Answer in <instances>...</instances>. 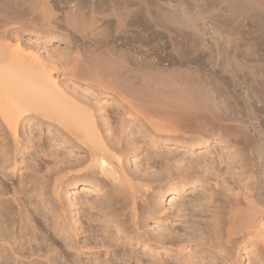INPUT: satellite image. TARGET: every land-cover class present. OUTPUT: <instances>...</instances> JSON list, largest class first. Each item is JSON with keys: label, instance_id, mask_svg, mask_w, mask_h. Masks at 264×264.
<instances>
[{"label": "bare ground", "instance_id": "obj_1", "mask_svg": "<svg viewBox=\"0 0 264 264\" xmlns=\"http://www.w3.org/2000/svg\"><path fill=\"white\" fill-rule=\"evenodd\" d=\"M135 1L138 2L135 4L133 3V5L131 4L132 2L129 3L128 0H51L53 4L48 0H0V129H9L11 132L9 133L13 138L10 134L9 136L14 139L16 150L20 149V147L24 145L22 138H20V123L35 116L42 123H46L47 121L48 124L51 123L61 127V130L67 133V136H70L76 142H74L76 147L84 150V154L68 149V151H61L60 146H62V144L53 137L54 135L49 133L50 135L47 136L49 137L47 140L50 142V145L53 143L55 147H59H57L58 149L55 148L56 151H49L51 155H54L52 161H54L53 163L56 167L53 169L55 172L52 171L56 174V185L62 184L60 183V178L68 176L75 184L83 182L82 185L88 183L93 186H82L84 188L81 190H93L92 192H97L99 198H96L94 201L89 199L78 201V204L85 210V213H80V215L87 218V226H83L80 230H83L86 234L87 232L91 235L94 233V238L96 232H99V234H97L100 235V238L98 237V239L96 238V240H93L94 238L92 235L93 241L89 242L88 245L92 249L96 248V245L99 248H106V258L103 264H131L132 260L136 264H143L142 256H140L141 252L138 251V245H143L142 247L147 250H150L152 247L150 243L151 240L144 235L147 233L145 226L149 219H159L163 213L165 214L164 207L162 208L161 205V198L165 192L168 190L171 195L169 199L170 205L176 206L179 203L178 199L181 198V192L186 190V185H196L197 182L199 183L202 180V177L193 171L198 167H201L206 173L210 170L211 163L209 164L208 160L212 158L210 155H212L213 149L215 150L217 147L213 149L208 148L206 145L210 140L219 141L220 152H217V154L219 153L218 158H220V164L223 157L226 156L225 154H227L226 152L228 149L225 148L233 146V149H235H232V153L238 150L236 149L239 142L237 139L238 136L236 137L232 134L234 131L228 133L227 130L224 131L220 129V122L226 123L228 120L231 122L241 121V114L245 109H252L254 112L260 113L262 112L260 108L264 106V65H261L262 62L261 64L259 62H253L258 58V53L248 51L241 53V51L236 50H224L215 53V55L213 53L206 54L203 51H197L196 46V50H191L189 49L190 47L187 48L188 46L186 45L189 43H185L191 38L188 40L186 37L185 39L187 41L183 43L186 48H183L185 47L184 45L181 47L175 46L173 41L177 38L172 39L173 34L171 33L173 31L169 33L168 36L166 35L165 41L163 40L167 45L164 51H158L159 53L156 54L147 51L142 45H135L137 41L141 42L140 35L148 27L146 26L148 21H146L147 7L145 2L144 0L143 2L142 0ZM252 1L256 2V0H251L250 3ZM193 2L194 1H192V3ZM208 2H211V0ZM216 2L217 0L215 3ZM246 2L244 1V3ZM254 2L251 3V5L254 4ZM183 3L173 4L171 2L170 6L167 5L166 7H162L161 5V7H156L157 9L152 8L155 14L153 13L154 15L150 18L151 21L154 22V29L158 28L160 30L159 27L162 29L166 27L170 28L173 24L178 25L180 23L186 24L187 26L190 25L188 30L189 28L191 29V26L195 23L191 20V13H194V10L192 11V9H194V4L192 5L191 3L193 7L189 5L190 8H192V12H190L189 6L184 4L185 7ZM186 3H188V1ZM231 3L233 2L231 1ZM260 3L258 2L261 6ZM196 4L195 7L198 6V4ZM205 5L202 4V6L206 8H202L199 5L198 12L200 8L202 10L209 8ZM215 6L211 9L212 12ZM238 6H236V8H238ZM254 8L256 10L257 7L255 6ZM148 9L149 8H147V10ZM152 9L150 6V11H152ZM178 9H180L179 11L181 12H177ZM248 9H246V11ZM238 10L240 9L238 8ZM59 12H61V15L58 14ZM237 12H235V14ZM219 13L221 15V12H218V14ZM242 13L244 14L246 12L244 11ZM261 13L262 12L258 14ZM97 14L101 15L99 16ZM150 14H152V12ZM210 14L211 12H209V15ZM220 15L218 17H220ZM212 17H214V15ZM215 17H217V15ZM114 18L117 19V23H115ZM247 18L248 20L250 19L249 17ZM210 19L213 20V23L217 21L216 18L215 21L211 17ZM220 19L221 18H218V20ZM228 19L229 20L223 18L220 22L217 21L216 23L220 25L215 27H219L221 30L231 35L234 33L233 30H240V26L244 23L240 20L243 22H240V25V23L237 22L239 21L237 20L238 18H236V21L230 20L232 17ZM151 21L150 23H152ZM235 22L240 25L237 26L238 29H235L237 25ZM171 23L172 25L168 26ZM216 23L214 25H216ZM246 23L247 24L244 25L247 27L252 25L250 22ZM258 23L260 24L261 22L258 20ZM116 24L118 26L117 29V26H115ZM187 26L182 29L179 25L183 33H190L189 31L184 32ZM43 27L48 28L46 31L58 28L68 31V35L71 37L73 43L81 48V50L79 49L80 52L74 56H62L61 53L59 55L54 54V59H52L51 54V56H49L51 59H47L45 57L46 54L43 55V53L40 52L42 42L35 38L29 39L23 34L26 29H41ZM179 27L176 28L179 29ZM74 29H77L80 33L75 32ZM110 29L112 30L109 31ZM167 30L168 29H166V31ZM166 31L164 32L166 33ZM124 32H131V34H123ZM188 33H186L185 36ZM120 34L123 35L120 36ZM138 35L140 37H138ZM183 35H181V37ZM174 36L176 35L174 34ZM245 38L248 37L246 36ZM255 38L257 37L255 36ZM263 52L262 54L259 52L261 54L259 58L264 56ZM214 56L218 59L214 66L221 68L218 70V68L215 67L217 69H213L214 71L208 73L209 71L206 70V66L208 67L207 60H211ZM229 64L232 65L231 68L228 67ZM61 74H63V77L60 76ZM237 76L239 79H237ZM76 82L89 83L94 86L97 91L85 92L80 90ZM261 104L263 105L261 106ZM190 117H205L206 119H211L210 121L212 122H207V125L212 123L213 127L207 129L208 133L202 129V131H199L197 128H194V131L192 129L193 126H190V124H192L189 120ZM206 119L205 121H209ZM45 138L46 135L39 137L42 141L45 140ZM177 144H179V146L188 145L187 147H189V149L194 146L205 145L207 150L203 153H195L193 150L187 148L181 154V152H178L179 146L177 147ZM42 145L39 146L42 148ZM214 145H216V143ZM261 148L263 147L260 146V143L250 148V155L253 156L255 153L260 154L258 161L259 165H262L264 159V155L260 153V151L263 150ZM242 149L243 147L241 150ZM50 153L48 154L50 155ZM130 160H133L132 163L135 165L134 168L129 166ZM226 160L225 157L224 161ZM228 169L229 168H226V171ZM190 171H192V174L189 173ZM213 173L218 172L213 171ZM177 174L184 175L185 177L181 176L180 179H177V177H179ZM50 175L52 174L50 173ZM186 175L190 176L191 179L196 178L195 181L190 180V182L185 183L187 180ZM47 176L50 178L49 174ZM262 176L264 177V168ZM65 177L64 180L66 179ZM217 178L219 179V177ZM58 179H60V182H58ZM43 183L45 182L43 181ZM46 183L48 184V180ZM214 184H216V182ZM217 185H215V188H220V186ZM47 186L49 185H46V187ZM260 186L259 189L258 187L255 188L254 185L250 187L245 186L247 191L242 197L240 193L237 194L231 191V194H235L236 198L233 199L234 197H231L232 200L228 198L225 206L222 204L223 209L215 212V219L213 221L215 224L214 228L216 227V238H218V240L215 239L219 241L220 245V247L216 249L219 253L230 247L229 245L239 244L242 239L248 240L247 242L251 244H255L259 239V235L263 234L261 237L264 236V183L263 185L260 183ZM196 187H198V185ZM33 189L35 188L33 187ZM215 190L216 189L211 191L212 195L215 193ZM206 192L210 191L208 190ZM86 193L89 194V192L82 194L85 195ZM200 193L203 194L201 191ZM29 194V196H31L30 191ZM231 194L228 195L231 196ZM44 195V192L40 191L38 198L42 200L46 197H44ZM214 195L217 196L216 194ZM184 197H182L183 200L182 203L179 204L178 209L184 216L187 213L191 216V213L193 215L205 211L199 198H191L194 200H190L189 203L187 202L188 204H186ZM224 197L227 199V196ZM210 199H213V197ZM221 200H223V198ZM39 202L41 201L39 200ZM39 210L37 209V215L42 217L44 225H49V215L46 216V214H48L47 212L50 210L47 209V212H43L42 208H39ZM51 212L55 214L57 211L51 210ZM205 212L207 215V211ZM28 216L29 217L26 219L29 221L34 218V216L32 218L30 215ZM60 217L61 214L57 216V220L55 218L53 231L60 236L66 247L75 250H73L75 253L72 251V254H76L79 257L77 260H80L83 252V250L81 252V248L82 246H84V248L87 246L85 243L86 240L84 241V245L82 243L79 245L77 240L72 237L73 231L69 226L71 223L64 221L65 223L61 225L59 220ZM83 217H80L78 220L83 219ZM36 218H38V216ZM22 219H24L23 216ZM8 220L9 219L6 217L0 218V247L9 245L14 255L11 256L16 259L26 250H28L26 251V253H28L26 255L32 256L37 254V256H46V258L49 259V255L47 254L52 252L40 253L42 250L36 245L38 241L34 240L36 239L35 235L29 232L25 220L26 224L24 222L22 224L20 223L21 225L18 227V231H14L18 232L16 234H13V231H11V228L16 226L15 220H11L12 222ZM189 221L191 220L189 219ZM83 222L84 221H81V223ZM95 222L99 223L98 225L100 228L98 230H94V228H98L97 226L94 227V224H96ZM75 223L73 225L77 227V222ZM84 224H86V222ZM75 227L74 231L77 229L76 232H78L79 229ZM25 230H27V232H25ZM68 230H71V234ZM261 231L263 232L259 234ZM172 232L174 233V231ZM212 233H214V231ZM85 238L88 239L89 237ZM211 238H213V236ZM134 241H136V243H134ZM259 241H261V239H259ZM92 242H95V245H92ZM210 243L211 242H209V244ZM134 244H137V247H135L136 245L134 246ZM7 251L8 248L5 250V253L1 252L0 249V260L6 259L8 261ZM14 251H16L15 254ZM142 251L144 250L142 249ZM145 252H142V255L146 254ZM156 252L158 253L157 250ZM218 252L217 254H219ZM100 259V256H92L87 258V262L89 264H102V260L100 261ZM48 261L50 262L51 260L49 259ZM164 261L161 263L164 264ZM52 262L50 264H54ZM202 262L200 264H203ZM13 263L15 262L13 261ZM155 264H159V261H156Z\"/></svg>", "mask_w": 264, "mask_h": 264}, {"label": "rangeland", "instance_id": "obj_2", "mask_svg": "<svg viewBox=\"0 0 264 264\" xmlns=\"http://www.w3.org/2000/svg\"><path fill=\"white\" fill-rule=\"evenodd\" d=\"M48 1L51 2V0H48ZM95 1H99V0H95ZM128 1H129V3L132 2L131 4H133V3L135 4V3L138 2V1H135V0H132V1L128 0ZM133 1H135V2H133ZM170 1L173 4L174 3L182 4L184 2L183 6H185L186 4L188 6L189 5L191 6L192 1H194L192 3V5L194 4L193 5L194 9L190 8V6L188 7L190 12H192L194 10V13H195V14L191 13V15H192L191 16V20H192L193 23L195 22L193 24V26H191V27L192 28L194 27V28L193 29L189 28V30H188V27L190 25L187 26L186 24H182V23H180V24L177 23L178 25H174L173 24L174 27L176 26L177 28L180 25L182 27V29L185 28V26H187L186 30L184 32L189 31L190 33L186 32V33L189 34V36H188V34L185 36L186 33L182 32L181 27H179V29H177L176 27L174 28L172 23L168 25V26H171V25L172 26L170 28L169 27L164 28L165 30L162 29L161 27H159L160 30L158 28L154 29V26H153L154 22H152L151 18H150L152 15L155 14L153 12L154 11L153 9H155L158 6L161 7V5H162V7L163 6L166 7L167 5L170 6V4H171ZM185 1L186 0H174V2H173V0H144L146 7L149 8L148 10L146 8V21H148L147 22L148 24L146 26H148V27H147V29L144 30V32H142L144 35L142 33H141V35L139 33V35L141 37L138 35V37H140L141 42H143V43L137 41L135 43V45H142V47L144 49H146L147 51H150V52H154L155 54L159 53L158 51L162 52L167 47L166 42H164L166 40V35L168 36V34L173 31L171 33V34H173L172 35V39L177 38V39H175V41H173L175 43V46L181 47V46L184 45L183 43H185L187 41L185 39V37L188 40L191 38L188 42L185 43V44L189 43L186 46H188L187 48L190 47L189 49H191V50L192 49L196 50V48H197V51H203L206 54L207 53H213L214 55H215V53L222 52L224 50H229V51L236 50V51H241V53L247 52V51L248 52H256V53H258V58H256V60L254 59L255 61H253V62L254 63L255 62L256 63L259 62L260 64L262 62L261 65H264V61H263L264 60V56H262V58H259V55H261L262 52L264 51V50H262V49H264V29H263V27H264V23H263L264 22V8H263L264 0H258V1L256 0L257 4H258V2L260 3V2L263 1L262 3H260L261 6L258 4L260 7L254 1L251 2V3L254 2V4L251 5V3H250L251 0L250 1L242 0L243 2L241 0H238L239 2L237 0L236 1L235 0H219V1L217 0L218 3L217 2L215 3L216 0H214V1L211 0L212 3L208 2L209 0H204V1L202 0V2H201V0L200 1L199 0H191V1L187 0L189 4L186 3L187 1L186 2ZM225 1H227V2H225ZM231 1L233 3H231ZM244 1L245 2L247 1V2L244 3ZM142 2H143V0H142ZM204 2L206 3V5L209 8L207 7L208 9H205V10L203 9L204 11L200 8V11L198 12L199 5L203 8L204 6H202V4L205 5ZM196 3L198 4V6L195 7ZM210 3L213 4V5H211ZM51 4H53V2H51ZM163 4H165V5H163ZM210 5H211V7H210ZM235 5L236 6L239 5L238 8L240 10H238V8H236ZM150 6H151V9L153 8L152 11H150ZM193 6H191V7H193ZM214 6H215V9H213V12H212L211 9L214 8ZM229 6L232 7V8H230ZM242 6H243L244 9L242 8ZM255 6L257 7L256 10L254 8ZM204 8H206V7H204ZM191 9H192V11H191ZM196 9H197V11H196ZM246 9H248V10L246 11ZM179 10L180 9H178L177 12ZM220 10H222V11H220ZM237 10H238V12H237ZM258 10H262V11H258ZM244 11L246 13L243 14L242 12H244ZM151 12H152V14H150ZM179 12H181V11H179ZM209 12H211L210 15H209ZM218 12H221V15H220V13L218 14ZM223 12H224V14H223ZM235 12L238 13V16H237V13L235 14ZM260 12H262V13L258 14ZM207 13H208V16H207ZM213 13H215V14H213ZM231 13H233L234 15L231 14ZM58 14L61 15V12H59ZM212 14L214 15V17H212L213 16ZM97 15H99V14H97ZM216 15H217V17H215ZM219 15H220V17H218ZM251 15H252V17H251ZM253 15H254V17H253ZM210 17L213 18L214 21H215V18H216V20L218 22H220V20L223 19V18L226 19V20H229L228 18L232 17V19H230V20H233V21H236V18H238L237 19V20H239V21H237L238 23H240L241 21H243L244 23L241 22L243 24L241 25V23H240V25H241L240 26L239 24H237V22H235L237 24L235 26V29H238L237 26L239 25L240 26V30H233L234 33L230 35L226 31L221 30L219 27H215V26L220 25V24L216 23L217 22L216 21L215 22L216 25H214L215 23L212 22L213 20L210 19ZM247 17H249V18L251 17V18L248 20ZM98 18H100V17H98ZM116 18H114L115 23H117L116 22L117 21ZM218 18H221V19L218 20ZM95 19H96V17H95ZM257 19L259 20V22H261L260 24L258 23ZM150 21L152 23H150ZM246 22H248V23L250 22V24H252V25H249L247 27V26L244 25V24H247ZM212 23H213V25H212ZM255 23H256L257 27L259 26L258 28L255 26ZM149 24H151L153 27L151 25H149ZM183 25H185V26H183ZM115 26H117V24ZM196 26H197V28H196ZM101 28H103V27H101ZM117 28H118V26L116 27V29ZM150 28L151 29L153 28V29L151 30ZM253 28L254 29L256 28V29L254 30ZM259 28H260V30H259ZM46 29H48V28H46V27L45 28L43 27L41 29H39V28L38 29L37 28L36 29L35 28H33V29L29 28V29L24 30L23 34L26 37H28L29 39L35 38V39L40 40L42 42L40 52L43 53V55L46 54L45 57L47 59L48 58L51 59V57H52V59H54L53 58L54 54L55 55L56 54L59 55L61 53L62 56L63 55L64 56H66V55H68V56L69 55H71V56L73 55L74 56V55H76L77 53L80 52L81 48H79V46L77 47L73 43L71 37H69V35H68L69 34L68 31L62 30V29H59V28L58 29H49L48 31H46ZM166 29H168V30L166 31ZM111 30L112 29H110L109 31H111ZM74 31L78 32L77 29H74ZM164 31H166V33ZM176 31H178V32H176ZM192 31H193V33H192ZM78 33H80V32H78ZM127 33H129V32H124L123 34H127ZM154 33H155V35H154ZM157 33H159V34H157ZM123 34H120V36L123 35ZM130 34H131V32L129 33V35ZM174 34L176 36H174ZM177 34H178V36H177ZM191 34H192V37H191ZM164 35H165V37H164ZM181 35H183V36L181 37ZM246 36L248 38H245ZM255 36L257 38H255ZM260 44H262L263 46L260 45ZM186 46L183 47V48H186ZM195 46H196V48H195ZM256 48L257 49L259 48L258 51L261 54L257 51ZM51 54H52V56H51ZM49 56H51V57H49ZM217 60L218 59H216L215 56H214V58L212 57L211 60L210 59L207 60L208 67L206 66V70L209 71L208 73H210L211 71H214L217 68H218V70H220L221 67L214 66L215 63L217 62ZM219 61H221V60H219ZM210 63H212V64H210ZM215 67H217V68H215ZM228 67L231 68L232 65L229 64ZM60 76L63 77V74H61ZM237 79H239L238 76H237ZM76 84H77V86L79 87L80 90H83L85 92L86 91H97L96 88L94 86L90 85L89 83L76 82ZM262 105L263 104H261V106ZM262 107L260 109H262L261 111L264 112V106H262ZM262 112L257 113V112H254L252 109H245V111L241 114V116H242L241 117L242 118L241 121H232L233 124L229 120L228 121L225 120L226 123L225 122L222 123V121H221L220 122L221 123L220 124V129H223L224 131L227 130L228 133H231L230 131H232V132L234 131L232 134H234L236 137L238 136L237 139L239 140V142H238L239 146L237 145V148H236L238 150H236L235 153H232L233 146L230 147V148H225V149H228L227 152H226L227 154H225L226 156L224 155L227 160L224 161L225 157H223V159H222L223 163L221 162V164H222V166H221L220 161H219L220 158H218L219 157L218 156L219 153L217 154V152H220V150H219L220 149L219 141L210 140L207 143V145H206V146H208V148H210V149L212 148L213 149V148H215L217 146L215 150L213 149L212 155H210L212 158L210 160H208L209 164L211 163L210 164V170L207 171V173H206L204 170H202L201 167H198L196 169L194 168L195 170L193 171L194 173H196L197 175L202 177L201 182L202 181L203 182L202 183L201 182H199V183L197 182L196 185L187 184L186 187H185L186 190H183L182 191L183 193L181 192V194H180L181 198L178 199L179 203L176 206H171L170 205V200L169 199L171 198V195H170L168 190L165 192V194L161 198V200H162L161 201V205H162V208L164 207L163 209L165 210V214L163 213L161 215V217H159V219H152V218L149 219L147 221V225L145 226L146 229H147V233H145L144 235L149 237V239L151 240L150 243H151L152 247L150 248V250L149 249L147 250L146 248L142 247L143 245H138V251L141 252L140 256H142L141 258H142L143 264H148V263L149 264H155L156 261L157 262L159 261V264H163L161 262H163L164 260H166V261H164L165 262L164 264H200L202 261H203L202 262L203 264H264V236L261 237V235H263V234H261L263 231H261L259 233L261 235L258 234L259 235L258 238L261 239V241H259V239H258L255 244H251V243L247 242L248 240L242 239L239 244H234V245L232 244V246L229 245L230 247L234 246L233 248H230V247L227 246L231 250L226 248L223 251L225 253H223V252L219 253L216 249H218L220 247V245H219V241H217L218 238H216V234H215L216 227L214 228L215 224H214V221H213L215 219V212L220 211V210L223 209L222 204H224V206H225L226 201L228 200V198H230L231 200H232L233 197H234L233 199L236 198L235 194H233V193L231 194V191L234 192V193L236 192L237 194L240 193V195L242 197L245 194V192L247 191V189H245L246 188L245 186H247V187L249 186L250 187L251 185L252 186L254 185L255 188L258 187V189H259L261 187L260 183L262 185L264 183V177L262 176L263 168H264V159L262 161V165H259L258 161H259L260 154L255 153L253 156L250 155V148L253 147L257 143H260V146L263 147V148H261L263 150H261L260 153L264 155V113H262ZM203 118H204V120H203ZM203 118H201V117L200 118H198V117H190L189 120H190V122L193 125L190 124V122H189V124H190L191 127L193 126L192 127L193 130H194V128L195 129L197 128V130H199V131L204 130L205 132L208 133L207 129L208 128L211 129V127H213V125H212V123L210 125H207L208 124L207 122H212V121H210L211 119H206L205 117H203ZM205 119L209 120V121H205ZM39 125L41 126V128H40ZM34 127H36V128H34ZM245 127L246 128L248 127L247 130H246ZM61 129L62 128L57 126V125H53L51 123L48 124L47 121H46V123L45 122L42 123L35 116H33L31 119H29L27 121H22V123H20L19 131H20V136H21L20 138H22L24 145H22L20 147V149H17L18 151L16 150V147H15L16 145L14 144L15 143L13 141L14 139H12L13 137L10 134L11 133L10 130L9 129H7V130L0 129V143H1V145H0V215H1L0 218L6 217L7 219H9L8 221H10V222L15 220L14 222L16 223V226H15L16 229H15V227L11 228V231H13V234L18 233V232H14V231H18L17 230V229H19L18 227H20V225L23 222L25 224L27 222L26 226L28 227L29 232L32 233L33 235H35L36 239H34V240L38 241V244H36V243L35 244L38 246V248L40 250H42L40 253L41 254L48 253V252L50 253V251L53 253V254L52 253L47 254V255H49V259L51 260L49 262L48 261L49 259H47L46 256H37V254L36 255H32V256L26 255V254H28V253H26V251H28V250H26L23 253L24 255L22 254V255H20L18 257L16 256L17 259L20 261L19 262L15 257H13L14 255H13L12 248L9 247V245H7V246L4 245V247L3 246L0 247L1 252L5 253V250L8 248L7 257L9 259H8V261L6 259L0 260V264H11V263L12 264H15V263L16 264L17 263L18 264H50L52 261H54V262H52L54 264H56V263L57 264H62V263L63 264H84V263L87 264L88 263L87 262V258L88 257H92V256H100V258H101L100 261L102 260V264L104 263V259L106 258V251H105L106 248L105 247L99 248L96 245V248L92 249L88 245L89 242H91L93 240H96V238L98 239V237L100 238V235H98L99 232L95 231L96 232V236L94 238V233L93 232H92L93 233L92 234L93 236H92L89 232H87V234H86L85 232H83V230H80V229L83 228V226H87V221H86L87 218L83 217V215H80V213L81 214L85 213V210H83V208L78 204V201H80L82 199H89L91 201H94V200H96V198L97 199L99 198L97 196V192H92L93 190L92 191L91 190L90 191L81 190L82 188H84L82 186H88V187H93V186L91 184H88V183H84L86 185H82L83 182H78L77 184H75L74 181L72 179H69L68 176H66V177L64 176L66 178L65 180H64V177L60 178L61 182H60V179H58V182L62 183L61 185L58 184L60 187L58 185H56L57 183L55 182L56 174H54L55 171L53 169L56 166L53 163L54 161H52L54 155H51V153L49 151H51V150L52 151H56L55 148L58 149L59 147L58 146L55 147L53 145V143L51 145H53L54 147L50 145V142H48V140H47L49 138L47 136L50 135L49 133L54 135L53 137L55 139H57V141L62 144L63 147L60 146V150L61 151H66L68 149V150H73L75 152H79V153L84 154V150L83 149H78V147H76V144H75L76 142L70 136H67V133H64L63 130H61ZM3 131H4V133H3ZM19 131H18V133H19ZM9 134H10V136L12 138L9 136ZM43 135H46V138H45V140L42 141V139H39V137H41V136L43 137ZM39 140H41V141H39ZM6 141H7L8 145H7ZM240 141H241V143H240ZM2 142H3V144H2ZM41 143L43 145L44 144L45 145L43 146ZM215 143H216V145H214ZM4 144L7 145L9 148L7 146H5ZM9 144H10V146H9ZM39 145H42V148ZM178 146H179V144H177V147ZM187 146L188 145L179 146L178 147L179 148L178 152L179 153L181 152V154H182L185 149H187V148L189 149V147H187ZM241 146L243 147L242 150H241V148H242ZM1 147H3V148H1ZM44 148H45V150H44ZM248 148H249V150H248ZM244 149H245V151H244ZM189 150H193L195 153H203L204 151L207 150V148L205 147V145H201V146H194V147H192ZM215 152H216V154H215ZM48 153H50V155ZM3 160L6 161V162H4ZM211 160H212V162H211ZM130 161H129L130 162L129 166H131V168H134L135 165H134V163H132L133 160H130ZM229 161H231V162H229ZM226 168H229V169L226 171ZM212 170L214 172H218V173H213ZM46 171H47V173H46ZM48 171L52 175H50V173ZM210 171H212V172H210ZM74 173H76V172H74ZM189 173L192 174V171H190ZM232 173L233 174L235 173L236 175L235 174L233 175ZM38 174H40V175H38ZM48 174H49L50 178L47 176ZM217 174H219V175H217ZM44 176H46V177H44ZM177 176H179V177H177V179H180L181 176H184V175H178L177 174ZM187 176L188 175H186V179L187 180H186L185 183L190 182V180H194L195 181V179H196V178L191 179L190 176H188V177ZM216 176L219 177V179ZM220 176H221V178H220ZM51 177H53V178H51ZM223 177H225V178H223ZM44 178L45 179L47 178L46 181H45ZM50 179H52V180H50ZM234 179H236V180H234ZM42 180L45 183H43ZM47 180H48V184L46 183ZM215 182H216V184H214ZM34 184H35V186H34ZM217 184L220 186V188L219 187L215 188V185H217ZM46 185H49V186L46 187ZM197 185H198V187H196ZM43 186H45L46 188L43 187ZM33 187L35 189H33ZM203 187H204V189H203ZM205 188H206V190H205ZM214 189H216V190L218 189L217 191L215 190V193H214L217 196H215L214 194L213 195L211 194V191L214 190ZM32 190H34V191H32ZM208 190L210 192H206ZM29 191L31 193V196H29L30 195ZM31 191L33 192V194H32ZM40 191L44 192V194H45L44 197L46 196L45 198H47V199L44 198V199L41 200V198L40 199L38 198ZM59 191H61V192H59ZM200 191L203 194H205V195L201 194ZM26 192H28V193H26ZM85 192H89V194H87V193L85 195L82 194V193H85ZM37 193H38V195H37ZM58 193H59L60 196L58 195ZM227 193L231 194V196H229ZM263 193H264V191H263ZM182 195H184L185 197L182 196ZM223 195L227 196V199ZM27 197H28V199H27ZM182 197H184V201H185L186 204H188L190 200H194L195 197L199 198L201 200L200 203H202V205L204 206L205 211H207V215H206V212L203 211L201 213L198 212L199 215L196 212L197 214H193L192 215V213H191V216H189V214L187 213L184 216V214H182V212H179V210H178L179 209V204L182 203V200H183ZM200 197H202L203 199L200 198ZM211 197H213V199H210ZM191 198H194V199H191ZM206 198H208V199H206ZM219 198H220V200H219ZM222 198H223V200H221ZM38 199L41 202H39ZM204 199H206L207 201L204 200ZM210 200H212V201H210ZM216 205H218L219 207L216 206ZM8 206H9V209H8ZM28 207H30V208H28ZM36 208L38 210H39V208H42L43 212H45L47 209L50 210L48 212L46 211L48 214L45 213L46 216L49 215L48 216V218H49L48 221L50 223L49 225H44L42 217L37 215V209ZM51 210H56L57 212L55 214H53L51 212ZM39 211H41V210H39ZM93 211H95V210H93ZM60 212H62L63 214L60 213ZM2 213H3V215H2ZM25 214H26L27 217L25 216ZM60 214H61V217L64 216L62 218L61 217L59 218L61 225L63 223H65V222H70L72 225L75 222H77V227H75L76 225H73V226L71 224L69 225L71 227V230L73 231L72 237H74L77 240V243L79 245H80V243H82L84 245V241L85 240L87 241V242L85 241L87 246L85 248H84V246H82V248H81V252L83 250V252L81 254V257L82 256L83 257L82 258L80 257V260H77L79 257L76 254H72V251L74 249L72 250V249H69L68 247H66L65 244L63 243V240H61L60 236L57 233H55V231H53L54 230L53 224L55 222V218L57 220L58 219L57 216H60ZM21 215L24 217V219H22ZM28 215H30L31 218L34 216V218H32V220H30L31 222L28 219H26V218L29 217ZM213 215H214V217H213ZM37 216H38L39 219L36 218ZM79 216L81 218L83 217V219L78 220V219H80ZM189 219L192 222L189 221ZM81 221H84V222L81 223ZM85 222H86V224H84ZM95 223L97 225L94 224V227L97 226L98 228H94V230H96V229L98 230L100 228V226L98 225L99 223H97V222H95ZM209 223H212V224H209ZM80 226H82V227H80ZM74 227L79 229L78 232H76L77 229H75L76 231H74ZM201 228H202V230H201ZM211 229H213V230H211ZM71 230H68L70 232V234H71ZM172 231H174V233ZM211 231L212 232L214 231V233H212ZM25 232H27V230H25ZM148 234H149V236H148ZM208 235H210V236H208ZM212 236H213L214 239L211 238ZM85 237H89L88 238L89 240L87 238H85ZM153 238H154V240H153ZM173 238H174V240H173ZM262 238H263V240H262ZM36 241H34V242H36ZM209 242H211V243L209 244ZM40 243H41V245H40ZM94 243L92 245H95ZM134 243H136V241H134ZM217 243H218V246H217ZM171 244H173V245H171ZM134 246L137 247V244H134ZM87 248H88V250H87ZM142 249L144 251H142ZM155 249L158 251V253L156 252ZM40 250H37V251H40ZM145 250H146V252H145ZM11 251H12V253H11ZM74 251H73V253H75ZM142 252H145L146 254L142 255ZM217 252L220 255L217 254ZM15 253H16V251H14V254ZM212 253H215V254H212ZM70 254H71V256H70ZM91 254H92V256H91ZM11 255H13V256H11ZM154 256H155V258H154ZM11 258H13V259H11ZM13 261L15 263H13ZM75 262H78V263H75ZM133 262L134 261L132 260L131 264H133ZM134 264H136V263L134 262Z\"/></svg>", "mask_w": 264, "mask_h": 264}]
</instances>
